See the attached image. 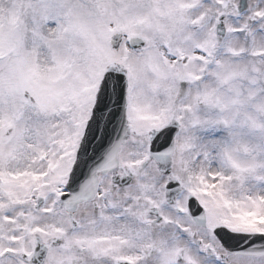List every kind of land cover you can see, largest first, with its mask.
<instances>
[{"label":"snow or ice","instance_id":"snow-or-ice-1","mask_svg":"<svg viewBox=\"0 0 264 264\" xmlns=\"http://www.w3.org/2000/svg\"><path fill=\"white\" fill-rule=\"evenodd\" d=\"M0 264H264V0H0Z\"/></svg>","mask_w":264,"mask_h":264}]
</instances>
